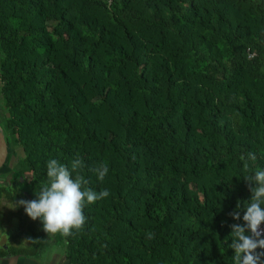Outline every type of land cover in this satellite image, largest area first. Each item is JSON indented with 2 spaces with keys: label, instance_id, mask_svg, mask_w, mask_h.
I'll return each mask as SVG.
<instances>
[{
  "label": "trees",
  "instance_id": "trees-1",
  "mask_svg": "<svg viewBox=\"0 0 264 264\" xmlns=\"http://www.w3.org/2000/svg\"><path fill=\"white\" fill-rule=\"evenodd\" d=\"M0 81V203L77 156L110 192L53 234L68 264H233L240 156L264 168V0H0ZM44 232L0 258L37 256Z\"/></svg>",
  "mask_w": 264,
  "mask_h": 264
},
{
  "label": "clouds",
  "instance_id": "clouds-1",
  "mask_svg": "<svg viewBox=\"0 0 264 264\" xmlns=\"http://www.w3.org/2000/svg\"><path fill=\"white\" fill-rule=\"evenodd\" d=\"M243 161V179L249 186L250 201L237 202L236 209L231 213L234 220H240L243 212V225H231V249L234 250L233 264H264V168L253 167L257 160L254 152L241 155ZM85 167L81 157L77 156L70 167L56 159L46 163V177L37 199L21 200L19 205L33 221L40 220L47 234L71 236L81 232L87 222L84 209L98 201L109 197L107 189L99 192L89 187V180L80 174ZM91 171L101 182L108 175L109 168L101 163ZM154 233H147L146 238L154 239ZM261 251H257V250Z\"/></svg>",
  "mask_w": 264,
  "mask_h": 264
},
{
  "label": "rangeland",
  "instance_id": "rangeland-1",
  "mask_svg": "<svg viewBox=\"0 0 264 264\" xmlns=\"http://www.w3.org/2000/svg\"><path fill=\"white\" fill-rule=\"evenodd\" d=\"M0 85H1V81H0ZM0 102H1L0 104V107H1L4 104V101L1 100V97H0ZM0 116H4V112L2 111V109L0 110ZM4 174H8L9 176H12V172L3 169L0 171V177ZM3 181H6L7 184L10 182V180L8 179L0 180V184H2ZM14 181L22 182V180L20 179L19 180L14 179ZM14 192H16V190ZM21 197L23 200L26 199V197L22 195ZM30 200H31L30 198H27V201H30ZM15 205H19V203H12L6 200L1 201L0 203V243L2 245L6 244L3 246L9 247L12 250H17V251H20L19 249L25 248L26 246L25 243H27V245H29L28 249H30V250L28 249L27 250L28 252H31L33 251L32 250L33 248H30V242H29L30 237H28L29 241L26 240V233H27V230L31 231L29 227L34 226L37 222L33 221L30 218L28 219L24 218L23 214L26 215L24 208L22 206H17L13 208ZM22 222L23 224H21ZM40 226H41L40 224L36 225L35 230H38ZM19 234L24 235L21 238L22 240L17 238ZM32 245H34V241H32ZM56 246L57 245L55 243L54 246H50L47 248L45 247L44 249L39 250V254H41L42 256L40 260L41 261L43 260L42 264H55V263L66 264L67 263V259L63 255L64 252L61 250L60 247L56 248ZM7 250H10V249H7Z\"/></svg>",
  "mask_w": 264,
  "mask_h": 264
},
{
  "label": "crops",
  "instance_id": "crops-1",
  "mask_svg": "<svg viewBox=\"0 0 264 264\" xmlns=\"http://www.w3.org/2000/svg\"><path fill=\"white\" fill-rule=\"evenodd\" d=\"M11 178H12V176H8L7 177L8 180H10ZM23 217L26 218V219L29 218L25 214H23ZM21 224H23V222ZM38 224H39V222H37L34 226L29 227L31 229V231L27 230L26 240L29 241L28 237H30V241H29L30 242V248L34 247V245H32V241H33L32 239H34L33 237L35 236V234L38 236L39 234H41L43 232L41 226L39 227L38 230H35V226L38 225ZM44 234L46 235L47 240H45V238H44V242H42L43 246L40 249H39V246H37L38 251L44 249L45 247L47 248V247H50V246H54L55 243L57 245L56 248L60 247L57 244V242L55 241L53 234H47L46 232H44ZM5 235H7V234H5ZM23 236H24L23 234H19V236L17 238L22 240L21 238ZM51 243H53V244H51ZM25 245H26L25 248H22V249H26V248L28 249L29 245H27V243H25ZM60 248L63 251V248L62 247H60ZM40 255L41 254H38L35 257H28V256L26 257V256H23V255H18V256H9V257H6V258H0V264H42L43 260L42 261L40 260V258H39ZM63 255L65 256V254H63ZM65 258L67 259L66 256H65ZM68 262L69 261L67 259V263L66 264H68ZM55 264H58V263H55Z\"/></svg>",
  "mask_w": 264,
  "mask_h": 264
},
{
  "label": "water",
  "instance_id": "water-1",
  "mask_svg": "<svg viewBox=\"0 0 264 264\" xmlns=\"http://www.w3.org/2000/svg\"><path fill=\"white\" fill-rule=\"evenodd\" d=\"M10 158V150L6 133L3 126L0 124V171L6 166ZM6 176H9L6 174ZM42 256L40 255L39 258Z\"/></svg>",
  "mask_w": 264,
  "mask_h": 264
},
{
  "label": "flooded vegetation",
  "instance_id": "flooded-vegetation-1",
  "mask_svg": "<svg viewBox=\"0 0 264 264\" xmlns=\"http://www.w3.org/2000/svg\"><path fill=\"white\" fill-rule=\"evenodd\" d=\"M0 180H4V178L0 177ZM3 245H6V244H3ZM1 243H0V249H2V247H6V246H3Z\"/></svg>",
  "mask_w": 264,
  "mask_h": 264
},
{
  "label": "built area",
  "instance_id": "built-area-1",
  "mask_svg": "<svg viewBox=\"0 0 264 264\" xmlns=\"http://www.w3.org/2000/svg\"><path fill=\"white\" fill-rule=\"evenodd\" d=\"M110 3L112 2V0H108ZM261 229L264 230V224L261 225Z\"/></svg>",
  "mask_w": 264,
  "mask_h": 264
}]
</instances>
